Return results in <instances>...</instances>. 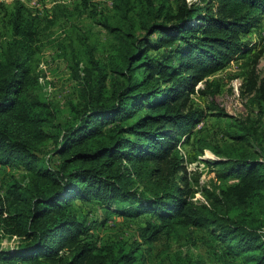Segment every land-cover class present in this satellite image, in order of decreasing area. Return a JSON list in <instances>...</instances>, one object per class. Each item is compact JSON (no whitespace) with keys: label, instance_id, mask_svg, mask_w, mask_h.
I'll return each instance as SVG.
<instances>
[{"label":"trees","instance_id":"16d2710c","mask_svg":"<svg viewBox=\"0 0 264 264\" xmlns=\"http://www.w3.org/2000/svg\"><path fill=\"white\" fill-rule=\"evenodd\" d=\"M117 1L122 26L109 29L120 37L106 69L96 66L93 76L85 75L76 121L56 136L61 161L55 171L34 152L51 137L44 130L52 117L49 104L37 96L19 101L25 63L34 51L33 18L22 17L20 5L9 14L11 34L0 55V163L25 161L37 179L0 183V239L20 240L15 249H0V264H137V244L96 246L85 235L70 204L74 196L95 198L124 215L147 212L160 218V225L144 223V242L153 240L164 222L215 226L232 252L249 264H264V194L258 192L264 190V164L251 158L223 163L224 175L239 182L221 186L213 201L196 209L181 198L172 177L176 157L164 165L167 147H161L163 128L179 127L184 134L202 116L200 109L182 112L169 102L183 98L188 86L222 69L243 49L237 33L264 13V0H207L204 13L184 0L174 10L166 1L138 0L135 8L128 0ZM164 46L170 49L160 55L147 52ZM249 136L242 131L236 138ZM122 202L126 206L115 207ZM164 264L203 261L174 252Z\"/></svg>","mask_w":264,"mask_h":264},{"label":"rangeland","instance_id":"374dc122","mask_svg":"<svg viewBox=\"0 0 264 264\" xmlns=\"http://www.w3.org/2000/svg\"><path fill=\"white\" fill-rule=\"evenodd\" d=\"M163 1L173 10L179 2L153 0L155 5ZM184 1L200 5L203 13L207 11V0ZM128 2L133 8L138 4V0ZM117 4V0H0V55L11 34L9 14L17 5L21 6L22 17L33 18L34 51L25 63L19 101L37 96L49 104L47 109L52 117L44 123V130L51 137L34 152L51 171L57 170L61 161L55 152L56 136L76 121L74 108L81 101L85 75L93 76L96 66L106 69L107 58L117 45L119 31L109 29L122 26ZM210 4L209 12L213 14L215 5ZM135 33L140 37L143 32ZM156 37L157 34L149 37L151 45ZM237 37L243 43L239 53L222 69L188 86L183 98L169 102L179 104L182 112L200 109L202 113L184 134L179 127L163 128L165 136L161 140L163 150L167 147L162 163L168 165L170 158L176 157L178 165L172 177L181 188V198L192 208L207 206L221 186L239 182L240 178L224 175L223 163L251 158L264 164V13L256 15L254 22L246 31L237 33ZM167 49L170 46L147 52L157 56ZM105 75L107 79L111 76L108 71ZM242 131L250 132L248 140L236 138ZM11 179L32 183L37 177L25 166V161L0 163V183L6 184ZM39 182L42 183L41 178L38 186ZM258 192L263 196L264 190ZM70 204L76 219L83 224L85 235L96 246L115 244L126 249L137 244L134 253L137 264H164L174 252L193 259L200 257L203 264H249L242 255L231 251L230 243L220 240V230L215 226L178 227L173 222H164L160 233L144 242V223L161 224L155 215L147 212L124 215L91 197L74 196ZM124 206L123 202L115 205ZM19 243L18 237L4 235L0 249L12 250Z\"/></svg>","mask_w":264,"mask_h":264}]
</instances>
